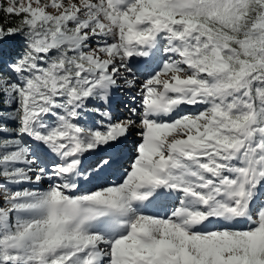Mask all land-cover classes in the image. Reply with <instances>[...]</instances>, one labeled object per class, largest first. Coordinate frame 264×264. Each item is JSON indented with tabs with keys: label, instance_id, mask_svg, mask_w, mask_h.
<instances>
[{
	"label": "snow or ice",
	"instance_id": "snow-or-ice-1",
	"mask_svg": "<svg viewBox=\"0 0 264 264\" xmlns=\"http://www.w3.org/2000/svg\"><path fill=\"white\" fill-rule=\"evenodd\" d=\"M0 264H264V0H0Z\"/></svg>",
	"mask_w": 264,
	"mask_h": 264
},
{
	"label": "rangeland",
	"instance_id": "rangeland-1",
	"mask_svg": "<svg viewBox=\"0 0 264 264\" xmlns=\"http://www.w3.org/2000/svg\"><path fill=\"white\" fill-rule=\"evenodd\" d=\"M121 111H123V108H121ZM47 182L45 181V184H46Z\"/></svg>",
	"mask_w": 264,
	"mask_h": 264
}]
</instances>
